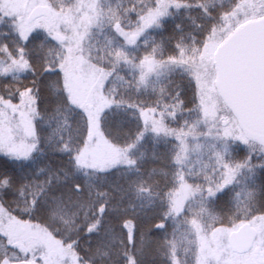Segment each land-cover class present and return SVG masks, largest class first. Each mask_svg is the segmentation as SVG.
I'll use <instances>...</instances> for the list:
<instances>
[{"label": "trees", "instance_id": "trees-1", "mask_svg": "<svg viewBox=\"0 0 264 264\" xmlns=\"http://www.w3.org/2000/svg\"><path fill=\"white\" fill-rule=\"evenodd\" d=\"M105 1L99 7L102 19L86 30L82 45L108 74L103 92L110 105L101 113L100 128L127 150L132 164L107 170L79 166L90 121L64 85L76 52L41 30L24 40L5 24L0 63H13L17 71L0 64V101L32 107L35 139L28 157L0 152V210L43 226L82 264H197L195 233L187 220L206 215L173 212L179 187L197 185L177 160L185 130L198 113L196 82L186 65L166 67L157 82L141 80L134 65L149 57L164 62L195 54L207 42L225 39L241 26L230 16L245 0ZM49 2L63 11L69 6L60 2L73 0ZM156 5L160 19L144 30L137 49L130 48L119 28L134 29L132 22ZM254 15L251 19L264 17ZM151 111L158 117H148ZM228 158L251 169L250 192L239 200L234 183H210L200 205L212 215L205 221L214 225L233 226L264 214V145L234 142ZM28 259L0 234V264Z\"/></svg>", "mask_w": 264, "mask_h": 264}, {"label": "rangeland", "instance_id": "rangeland-1", "mask_svg": "<svg viewBox=\"0 0 264 264\" xmlns=\"http://www.w3.org/2000/svg\"><path fill=\"white\" fill-rule=\"evenodd\" d=\"M60 3L69 7L59 11L54 9L49 0H0V28L9 24L24 40L33 32L41 30L70 47V51L76 52L75 58L68 63L69 71L65 76L64 85L72 103L84 110L90 121L89 136L78 157V164L82 169L94 170L130 165L133 161L127 150L111 143L100 128L101 113L110 105L103 92L108 74L90 61L89 49L82 45L86 30L102 19L104 11L99 10V7L106 1L73 0L69 5ZM156 6L145 18L138 16L137 21L132 22L134 29L119 28L130 48L137 49L144 30L160 19L158 11L156 12V8L160 6ZM36 7L49 8V12L32 17ZM254 14H264V0H245L231 14L230 20L236 24L242 23L234 31L256 20L251 19ZM233 32L223 40L207 42L195 54H182L164 62L149 57L134 65V68L139 70L141 80L152 77L156 82L166 75V67L186 65L196 82L198 113L193 116L185 130L186 142L181 144L177 160L186 169L189 178L196 180L197 185L184 183L179 187L173 212L178 215L189 210L195 214L206 215L203 219L196 215L187 220L189 228L195 233L193 243L196 247L197 264H264V214L233 226L214 225L205 221L212 215L206 207L200 205L202 195L209 196L210 183L214 181L234 183L238 189L239 200L246 198L250 192L247 188L252 180L249 174L251 169L228 160V156L234 142L248 147L252 145V139L245 132L218 86L216 55ZM0 64L9 72L17 71L13 63L3 61ZM147 116L158 117L154 111L148 112ZM34 139L32 107L0 101V152L17 158L28 157L33 153ZM245 224L257 229V237L247 252L238 253L230 247L229 239L233 232L239 231ZM0 234L5 237L8 245L20 252L24 258L31 257V261L44 264H82L77 256L46 228L19 220L3 210H0Z\"/></svg>", "mask_w": 264, "mask_h": 264}, {"label": "water", "instance_id": "water-1", "mask_svg": "<svg viewBox=\"0 0 264 264\" xmlns=\"http://www.w3.org/2000/svg\"><path fill=\"white\" fill-rule=\"evenodd\" d=\"M48 12L49 8L36 7L31 16ZM216 59L218 86L223 97L249 137L264 145V17L234 31L219 48ZM256 237L257 229L245 224L230 235L229 244L234 251L244 253ZM5 264L44 263L15 260Z\"/></svg>", "mask_w": 264, "mask_h": 264}]
</instances>
